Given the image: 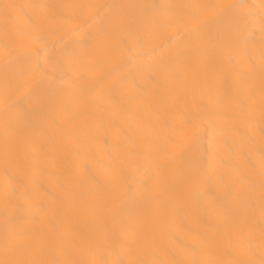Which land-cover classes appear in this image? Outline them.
I'll return each instance as SVG.
<instances>
[{"label": "bare ground", "instance_id": "bare-ground-1", "mask_svg": "<svg viewBox=\"0 0 264 264\" xmlns=\"http://www.w3.org/2000/svg\"><path fill=\"white\" fill-rule=\"evenodd\" d=\"M0 264H264V0H0Z\"/></svg>", "mask_w": 264, "mask_h": 264}]
</instances>
